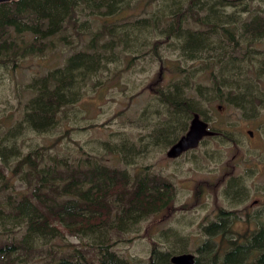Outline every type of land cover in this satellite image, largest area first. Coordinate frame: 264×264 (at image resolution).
Instances as JSON below:
<instances>
[{
  "label": "trees",
  "instance_id": "trees-1",
  "mask_svg": "<svg viewBox=\"0 0 264 264\" xmlns=\"http://www.w3.org/2000/svg\"><path fill=\"white\" fill-rule=\"evenodd\" d=\"M140 4L142 15L129 14ZM160 46L177 51L187 64L175 63L176 78L164 86L156 82L152 90L165 111L154 134L165 139L166 146L186 133L194 114L209 124L205 105L233 108L247 120L259 116L264 107V0H18L0 4L2 71L12 75L27 59L68 50L61 65L25 84L26 97L18 102L22 106L10 107L20 112L11 109L0 117V227L4 232V236L0 232V264H140L127 261L112 248L130 228L171 207L172 184L157 175L139 172L131 176L125 168L90 158L51 156V147L35 144L25 151L20 137L58 128L69 108L111 81L103 82L102 73H111L110 65L116 68L121 55L126 59L131 53L132 60L150 53L164 67ZM210 129L215 135L208 138L235 143L231 131ZM103 144L129 164L125 141ZM14 181L21 183V189ZM243 190V182L234 177L224 195H232L236 203L237 191ZM234 220L233 213L220 210L217 221L203 228L207 239L196 249L195 264H246L248 260L264 264V223L256 224L254 231L237 242L231 230ZM10 234L20 238L9 239ZM66 234L89 237L92 251L77 246L59 254L49 250L54 257L48 263L37 255L41 254L39 244ZM218 236L227 242L226 249L214 247ZM183 253H188L184 247L161 251L153 244L149 260L142 264H170L171 256Z\"/></svg>",
  "mask_w": 264,
  "mask_h": 264
},
{
  "label": "rangeland",
  "instance_id": "rangeland-1",
  "mask_svg": "<svg viewBox=\"0 0 264 264\" xmlns=\"http://www.w3.org/2000/svg\"><path fill=\"white\" fill-rule=\"evenodd\" d=\"M143 9L140 4L129 14L138 17ZM159 51L164 67L150 53H141L132 60L131 53L126 59L121 55L116 68L114 64L110 65L111 73H102L103 82L111 81L106 82L101 90L87 93L85 100L69 108L66 120L58 128L48 134L26 132L20 137L23 139L20 145L25 151L35 144L51 147V156L57 153L82 160L90 158L106 166L125 168L131 176L139 172L157 175L172 184L174 198L171 207L130 228L112 248L127 261L140 264L149 260L153 244H157L161 251L184 247L197 257L196 249L207 239L203 228L217 221L220 210L235 215L231 230L237 242L243 241L241 236L254 231L256 224L264 223V107L259 116L247 120L233 108L205 105L210 128L231 131L235 143L208 138L195 150L169 160L166 152L170 146L165 145V139L154 134L165 111L157 103L152 90L156 82L164 86L176 78L172 72L175 63L187 64L177 51L167 46H160ZM67 53V49H59L44 58L27 59L12 75L0 69V117L9 114L13 110L10 107L19 109L22 106L18 102L24 101L27 94L24 87L30 78L61 65ZM13 111L18 113L21 110ZM9 123L10 120L6 125ZM249 131L252 136L248 135ZM122 141L127 144L126 160L129 164L123 163V155L112 154L103 144H120ZM51 144L56 148L53 149ZM134 150L139 154L136 155ZM234 177L244 185L243 191H237L236 203L232 202V195H224L228 181ZM13 184L21 189L19 181ZM15 237L19 239L20 235H11L9 239ZM114 239L117 240V236ZM90 240L89 237L66 234L63 239L39 244L37 250L41 254L37 255L48 263L54 257L49 250L59 254L72 251L70 246H77L92 251ZM213 244L216 248L227 247V242H222L219 236L215 237ZM19 254L23 256L21 252Z\"/></svg>",
  "mask_w": 264,
  "mask_h": 264
},
{
  "label": "water",
  "instance_id": "water-1",
  "mask_svg": "<svg viewBox=\"0 0 264 264\" xmlns=\"http://www.w3.org/2000/svg\"><path fill=\"white\" fill-rule=\"evenodd\" d=\"M18 0H0V4ZM215 135L209 128V124L202 120L198 114H194L189 122L188 130L166 152L169 160H176L184 153L195 150L200 143L208 137ZM252 136V132H248ZM170 264H195V255L183 253L170 257Z\"/></svg>",
  "mask_w": 264,
  "mask_h": 264
},
{
  "label": "flooded vegetation",
  "instance_id": "flooded-vegetation-1",
  "mask_svg": "<svg viewBox=\"0 0 264 264\" xmlns=\"http://www.w3.org/2000/svg\"><path fill=\"white\" fill-rule=\"evenodd\" d=\"M184 154H185V153H184ZM184 154H183V155H184Z\"/></svg>",
  "mask_w": 264,
  "mask_h": 264
}]
</instances>
